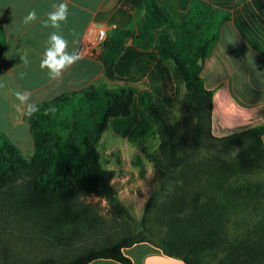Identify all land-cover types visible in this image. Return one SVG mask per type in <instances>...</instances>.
Here are the masks:
<instances>
[{
    "label": "trees",
    "instance_id": "trees-1",
    "mask_svg": "<svg viewBox=\"0 0 264 264\" xmlns=\"http://www.w3.org/2000/svg\"><path fill=\"white\" fill-rule=\"evenodd\" d=\"M142 5L136 27H115L104 37L103 75L125 80L114 65L127 42L150 51L182 84L178 115L147 88L99 82L35 103L38 111L27 114L28 157L0 131L2 237L10 228L16 235V227L28 248L45 240L61 251L15 262L2 257L0 264H84L96 257L132 264L122 248L139 241L185 264H264V115L257 120V110L249 122L213 133L212 90L196 61L212 49L226 14L202 0H190L177 17L156 0ZM3 39L0 25V71ZM134 100L157 137L154 151L141 148L153 173L138 218L118 197L114 170L98 150L109 119L128 115ZM88 196L104 201L106 217Z\"/></svg>",
    "mask_w": 264,
    "mask_h": 264
},
{
    "label": "crops",
    "instance_id": "crops-1",
    "mask_svg": "<svg viewBox=\"0 0 264 264\" xmlns=\"http://www.w3.org/2000/svg\"><path fill=\"white\" fill-rule=\"evenodd\" d=\"M156 1L172 17H177L190 0ZM202 1L226 14L217 40L200 65L203 84L212 90L210 124L216 134L218 127H234L249 122L251 114L257 110L260 111L257 120L264 115V0ZM60 3H67L68 18L61 24L58 34L67 39L68 52H77L80 59L64 71L61 78L51 79L48 70H42L40 64L49 46L50 34L57 30L50 25L44 27L42 21H46L48 13L55 11L53 6ZM142 8V0H0V25L4 35L0 131L24 157L32 151L27 103L35 104L89 83L122 84L103 75L100 52L89 47L83 49L82 42L93 38L99 27L104 28L106 35L115 27H136ZM32 10L36 11L38 19L26 25L24 18ZM139 56L147 60L138 62ZM114 71L126 78L125 83L147 88L161 99L173 85L168 62L130 42L125 44L116 59ZM16 92L30 93L28 102L21 104ZM130 108L141 109L135 100ZM130 113L111 117L108 123H113L114 118H127ZM141 115L150 121L144 111ZM261 139L264 146V133ZM122 251L132 264H185L182 259L165 254L148 241L125 246ZM84 264L122 263L108 257H96Z\"/></svg>",
    "mask_w": 264,
    "mask_h": 264
},
{
    "label": "rangeland",
    "instance_id": "rangeland-1",
    "mask_svg": "<svg viewBox=\"0 0 264 264\" xmlns=\"http://www.w3.org/2000/svg\"><path fill=\"white\" fill-rule=\"evenodd\" d=\"M168 67L171 73L170 63H168ZM171 77L173 85L168 89V94L162 98L163 100L159 96L157 97L164 104L171 105L174 115H178L177 99L182 92V84L173 78L172 73ZM125 80L118 81L124 83ZM142 112L141 109L133 108L129 117L112 119L113 123L107 124L98 141L101 163L114 170L111 179L112 186L135 218L141 214L153 173L151 162L141 148L144 147L147 152H152L156 147L155 143H157L154 123L148 115L146 116L150 118L148 120L151 123L147 122L145 115H141ZM216 134H218V130ZM87 199L95 205L100 214L107 216L106 205L102 199L97 196H88ZM5 231V237H2L0 233V259L6 257L9 261L15 262L57 253H53V251L58 250V247L52 246L45 240L38 241L34 245L30 244L28 248L24 244V240L21 239L26 234L22 229L15 227L16 235L15 233L11 235V228ZM59 252H61L60 249Z\"/></svg>",
    "mask_w": 264,
    "mask_h": 264
},
{
    "label": "clouds",
    "instance_id": "clouds-1",
    "mask_svg": "<svg viewBox=\"0 0 264 264\" xmlns=\"http://www.w3.org/2000/svg\"><path fill=\"white\" fill-rule=\"evenodd\" d=\"M55 11L48 13V19L42 21L44 27L49 25L57 31L50 34L48 47L45 50L44 57L41 60V69H47L51 79H59L62 77L64 71L75 64L80 56L77 52H68V41L62 35L58 34L62 23L67 22L68 5L67 3H60L54 5ZM38 19L35 10L30 11L24 18V24L30 25ZM22 59V58H21ZM16 98L21 104H26L29 100L30 93H15ZM38 111L35 104L27 103V114L31 115Z\"/></svg>",
    "mask_w": 264,
    "mask_h": 264
},
{
    "label": "built area",
    "instance_id": "built-area-1",
    "mask_svg": "<svg viewBox=\"0 0 264 264\" xmlns=\"http://www.w3.org/2000/svg\"><path fill=\"white\" fill-rule=\"evenodd\" d=\"M106 36L104 28H97L95 35L90 40H86L82 42V48H91L94 52H100L101 51V44Z\"/></svg>",
    "mask_w": 264,
    "mask_h": 264
},
{
    "label": "water",
    "instance_id": "water-1",
    "mask_svg": "<svg viewBox=\"0 0 264 264\" xmlns=\"http://www.w3.org/2000/svg\"><path fill=\"white\" fill-rule=\"evenodd\" d=\"M196 61H197L198 64H200L202 59L200 57H198Z\"/></svg>",
    "mask_w": 264,
    "mask_h": 264
}]
</instances>
